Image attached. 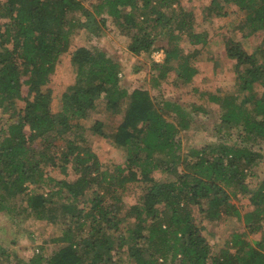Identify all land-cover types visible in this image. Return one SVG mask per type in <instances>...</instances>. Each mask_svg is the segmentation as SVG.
I'll list each match as a JSON object with an SVG mask.
<instances>
[{
	"label": "trees",
	"instance_id": "1",
	"mask_svg": "<svg viewBox=\"0 0 264 264\" xmlns=\"http://www.w3.org/2000/svg\"><path fill=\"white\" fill-rule=\"evenodd\" d=\"M229 4L245 15L239 28L243 42L264 31V0H211L205 11L226 17ZM173 5L179 8L175 11ZM75 12L94 31L102 30L100 16L111 17L127 31L129 51L139 57L157 50V38L148 29L164 25L170 32L166 48H161L163 62L153 64L157 84L174 70L178 82L191 84L199 74L194 61L200 52L186 53L181 42L187 38L193 45H205L207 39L206 33L193 31L195 13L179 0H98L91 8L83 0H0V110L2 118L8 117L0 127V213L17 225L35 219L54 228L33 263L113 264L114 252L128 248L133 264H264V178L255 189L248 183L258 178L264 160L256 150L264 143V41L248 51L242 41L225 39L238 86L222 96L203 93L219 107L220 143L181 154L183 142L177 136L190 129L192 113L176 102L155 99L147 90L123 89L120 63L102 50H75L71 62L77 68L76 82L63 93L61 111L53 112L48 88L60 58L70 50L74 25L68 16ZM257 85L263 86L261 94L255 92ZM100 112L106 120H97L93 131L112 139L127 156L122 170L127 174L120 179L102 171L98 155L80 133L79 121ZM118 112L122 123L105 133L108 114ZM57 140L65 145L55 155L51 150ZM69 166L77 174L74 182L51 176L57 168L67 174ZM160 170L173 179L151 177ZM138 181L153 184L142 207L133 206L121 220L122 196ZM96 186L98 194L86 198ZM240 196L249 199L252 210L240 212L233 203ZM194 207L207 221L237 217L249 233L262 236L249 241L248 232L235 233L215 253ZM132 218L134 228L127 236L121 234V224ZM48 245L57 250L45 257Z\"/></svg>",
	"mask_w": 264,
	"mask_h": 264
},
{
	"label": "rangeland",
	"instance_id": "2",
	"mask_svg": "<svg viewBox=\"0 0 264 264\" xmlns=\"http://www.w3.org/2000/svg\"><path fill=\"white\" fill-rule=\"evenodd\" d=\"M97 1L83 0V3L87 8H91ZM139 2L142 4L143 0H139ZM179 2L185 10L195 13L196 22L193 31L207 34L205 45H193L187 38L181 42V47L184 48L186 53L195 50L200 52L194 61L199 74L191 84L184 86L181 82H178L176 79L177 70L171 72L169 77L159 84L155 83L153 79L155 75L153 64L163 62L165 54L161 48H166L168 43V37L166 36L170 31L166 27L164 28V25L151 26L148 29V32L157 38L155 44L157 50L139 57L134 56L129 51L131 39L127 31L118 28L111 17L106 14L100 16L98 21L103 25L102 30L94 31L92 28L86 27L85 18L81 15V12H75L68 16L69 21L74 25L70 50L60 58L48 88L53 95V112L58 113L61 111L60 99L63 93L76 82L77 68L71 62L72 54L80 47H87L92 50H102L120 63L122 67L121 86L123 89L129 92L138 88L147 90L155 99L160 100L162 98L173 103L176 102L192 113L193 121L190 129L188 131L182 130L177 136L178 140L180 139L183 142L181 154H186L190 151V148L219 144L220 139L216 131L219 129L220 124L216 116L220 114V110L217 104L209 101L208 97L203 98V93L222 96L235 92L236 86H238L237 70L235 69V62L228 59L226 55L225 39L234 38L237 41H242L239 28L245 20V15L233 4L226 6V17H217L215 15L209 16L205 11L209 8L211 0H179ZM172 7L175 11L179 8L177 5ZM171 15L172 11H167V16ZM263 41L264 31L258 36L242 42L248 51H254ZM260 63L264 64V60ZM255 92L261 94L263 86L257 85ZM23 95L25 97L28 95L26 87L23 88ZM193 105L203 108L206 112L193 111ZM19 107L23 108L24 103H19ZM121 112L108 114L110 119L106 121L107 123L103 128L105 133H112L113 129L122 123L123 115ZM1 118L2 111L0 110V127L2 125L6 126L8 117ZM97 120H106L103 112L93 114L87 120L79 121V124L83 127L80 133L86 138L88 146L98 155L102 164V171L108 177L120 179L127 174V172L122 171L126 168V153L123 149L117 147L112 139H106L93 131V126ZM70 136L73 137L74 135L66 134L65 138ZM64 145L63 140H57L51 153L60 154ZM256 150L260 151L264 157V143L258 145ZM257 174L258 178L248 180L252 189H255L260 179L264 178V160L258 168ZM51 176L57 181L74 182L77 178L72 166H69L67 174L62 173L57 168L51 173ZM151 177L160 182L173 179L171 175L165 174L161 170L153 173ZM152 184L153 182L150 181H138L128 185V189L122 196L124 211L119 215L121 220H125V213L133 206L142 207V197ZM98 191L97 186L94 187L88 191L86 198L94 197L98 194ZM233 203L242 214L253 209L249 199L242 196ZM194 214L197 217V222L204 226L203 235L215 253L225 248L226 243L231 241L233 234L249 233L244 223L239 221L237 217L210 222L204 219V215L197 207H194ZM134 224L135 219H126L119 228L120 233L127 236L128 230L134 228ZM54 231V228L46 222L31 219L24 224L17 225L14 224L9 215L0 213V264H34L32 260L38 258L39 247ZM88 235L89 230L85 233V236ZM248 236V240L252 241L260 239L262 235L261 233H249ZM56 250L57 246L48 245L46 254L43 256L52 255ZM114 256L113 264H133L129 258L128 248L117 250L114 252ZM43 264L46 263L43 262Z\"/></svg>",
	"mask_w": 264,
	"mask_h": 264
},
{
	"label": "built area",
	"instance_id": "3",
	"mask_svg": "<svg viewBox=\"0 0 264 264\" xmlns=\"http://www.w3.org/2000/svg\"><path fill=\"white\" fill-rule=\"evenodd\" d=\"M159 56V55H158ZM160 56H163V55H160ZM164 60V59H163ZM159 62V61H158Z\"/></svg>",
	"mask_w": 264,
	"mask_h": 264
}]
</instances>
